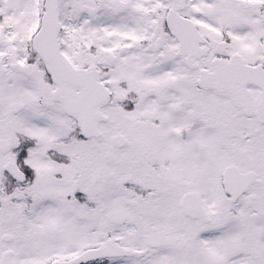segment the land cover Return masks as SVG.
<instances>
[{
  "label": "snow or ice",
  "instance_id": "obj_1",
  "mask_svg": "<svg viewBox=\"0 0 264 264\" xmlns=\"http://www.w3.org/2000/svg\"><path fill=\"white\" fill-rule=\"evenodd\" d=\"M0 264H264V0H0Z\"/></svg>",
  "mask_w": 264,
  "mask_h": 264
}]
</instances>
